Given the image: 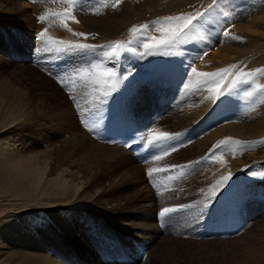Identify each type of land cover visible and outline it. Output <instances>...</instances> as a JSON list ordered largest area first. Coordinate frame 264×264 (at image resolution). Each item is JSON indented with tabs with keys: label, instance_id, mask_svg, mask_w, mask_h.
Returning <instances> with one entry per match:
<instances>
[{
	"label": "rangeland",
	"instance_id": "rangeland-1",
	"mask_svg": "<svg viewBox=\"0 0 264 264\" xmlns=\"http://www.w3.org/2000/svg\"><path fill=\"white\" fill-rule=\"evenodd\" d=\"M212 3L120 0L114 7L115 0H80L73 6L61 0H0V126L13 121L0 132V142L10 145L11 156L38 165L46 176L59 175L70 186L67 193L81 198L77 207H37L26 210L29 219L17 214L3 218L0 242L9 252L12 245L26 248L54 264H264V144L213 150L225 138L260 141L264 133H226L207 146L201 144L214 128L264 119V74L214 103L212 86H202L203 78L193 76L190 68L216 72L237 65L221 84L225 91L241 70L264 68V0H220L210 13L212 21L204 25L205 38L182 45L177 56L145 55L141 43L133 41L118 63H108L132 75L100 113L88 111L94 109L95 94L79 80L64 86L57 81V75L67 79L84 63L83 57L55 59L54 53L37 51L36 35L44 29L56 40L127 43L133 26L147 24V36H160L155 29L164 17L194 15ZM65 8L75 20L50 15ZM44 14L48 19L39 21ZM258 17L262 19L256 23ZM65 21L67 27L62 26ZM79 32L96 35L86 39L75 34ZM184 75L191 76L190 84ZM189 108L202 112L186 125L183 112ZM85 123L99 126L89 132ZM153 130L178 134L177 139L161 151L147 147L146 140L125 146L137 134ZM140 146L144 155H139ZM149 168L159 171L149 177ZM252 172L256 175H249ZM229 173L233 176L201 219L194 209H181L166 221L159 217L165 207L198 208L200 201L209 202L217 181ZM0 196L9 197L2 187ZM21 239H27L22 242L28 246Z\"/></svg>",
	"mask_w": 264,
	"mask_h": 264
},
{
	"label": "snow or ice",
	"instance_id": "snow-or-ice-1",
	"mask_svg": "<svg viewBox=\"0 0 264 264\" xmlns=\"http://www.w3.org/2000/svg\"><path fill=\"white\" fill-rule=\"evenodd\" d=\"M61 2L67 3L69 6L77 5L80 3V0H61ZM220 0H213L212 5L209 6L204 12L196 11L193 15L191 13H181L174 16H167L163 18V23L160 27L155 30L162 33L160 36H147L146 30L149 28V25H141L139 27L133 26L130 29L132 33V39L127 43H124L120 40H114L107 44L97 45L91 43H80L72 42L67 40H56L51 36H47V29L39 32L36 35V40L40 41V45L37 47V51H43L47 53H54L55 59H60L64 56H80L83 57L84 63L81 66L74 68L71 73L68 75L67 79L59 77L57 75L58 83L64 85H75L77 80L81 83L82 86L90 89V93L94 95L95 106L94 109H89L90 113H100L102 109L106 110V105L113 97L114 92L120 91L129 77L132 75V71H127V74L119 73L114 67H109V62H119L123 53H126L131 50L130 45L133 41H138L141 43V46L146 50L145 55L150 56H177L179 55L178 49L182 45H186L189 42L196 40H203L205 37L202 34L204 25L212 21L210 13L218 5ZM120 3V0H115L114 7ZM56 18H67L75 20V16L69 12L68 8H65L63 12L56 13L53 12L50 14ZM39 21H44L48 19V14L40 15L37 18ZM63 27H67L66 21L62 24ZM70 30V29H69ZM78 36L85 37H94V33H75ZM223 36L228 38L230 37V32L225 29ZM235 39H240L236 37ZM147 42H144V41ZM207 53H205L206 55ZM198 59L201 57H197ZM237 65L233 64L227 68H222L216 72H198L195 67L191 68V73L197 78H203L200 80L201 85H211V91L216 93L214 103L225 93L230 92L236 89L240 84H248L254 77L258 74H264V68H258L255 72H245L241 70L237 76V79H232L224 88L221 87L222 82L225 80L227 75L231 72L232 69L236 68ZM51 74V73H50ZM188 85H185L187 90ZM251 94V93H249ZM75 99V98H73ZM77 108H80L79 103L75 105ZM84 127L88 128L89 132H95L96 127H89L88 124H84ZM178 134H170L168 132H156L153 130L147 134H137L135 139H132L131 144H126V147H131L132 144L137 141L146 140V146L151 148H156L157 151L163 150V146L169 144L170 141L176 140ZM109 143H116V141H109ZM232 144L236 145H245L252 146L255 144H264V140L260 141H237L232 140L231 138H225L224 140L218 142V144L213 146V150H220L222 147L231 146ZM176 149L173 147L172 149ZM164 154L167 155V151L164 150ZM160 156H155V159H160ZM207 158V157H205ZM214 158V157H213ZM196 163V162H194ZM173 168L176 167H185L182 165H172ZM154 171H159V169L149 168L147 174L149 177ZM183 175V173L181 174ZM249 175L255 176L256 173L252 172ZM264 175V173H262ZM232 173L221 178L217 181V190L211 193L209 202L200 201V207L195 205H180L179 208L175 207H165L160 209L158 212L159 217L162 220H168L173 217L174 214L180 212L181 209H194L196 211L197 217L202 218L200 215L203 213L209 204L214 200L218 193L225 188L231 177Z\"/></svg>",
	"mask_w": 264,
	"mask_h": 264
},
{
	"label": "bare ground",
	"instance_id": "bare-ground-1",
	"mask_svg": "<svg viewBox=\"0 0 264 264\" xmlns=\"http://www.w3.org/2000/svg\"><path fill=\"white\" fill-rule=\"evenodd\" d=\"M18 7L19 6L17 5L15 8L17 9ZM261 19L262 17H258V18H255L254 21L257 23ZM29 42L30 44L32 43L31 41ZM189 77L190 78L188 77L186 79L184 78L185 82H188V83L190 81L192 82L191 76ZM194 104H195V101H194ZM200 112H202V109H199L198 111L195 112L192 108H189L187 109V111H184L183 115H185L184 121L186 122V125H189L188 123L194 122L196 118L199 116ZM6 115H10V112H7ZM11 123H13V121H8L4 123L3 125H1L0 132L5 131V127ZM226 133H229V134L232 133L235 135H239L241 137H252V136L260 135L264 133V119L249 121L246 124H239L238 122L237 123L233 122V123L226 124L221 128H214L211 131H209L206 135L203 136V138L201 139V144L202 146H207L217 136L226 134ZM103 150L105 154L107 155V151L105 149ZM11 154H12V150H11L10 145L0 142V189L2 187L5 190V192L8 193V196H9L8 198H3L2 196H0L1 198L0 199L1 201L0 202V224L1 222L3 223V220H2L3 218H6L9 215H13V214H17L19 217L21 216V218H28V215H26L25 212L26 210L31 209V208L38 207V208H42V210L45 211L53 207H58L57 209H59V207L61 206L77 207L75 203L78 200H81L80 196L78 194H68L67 192L69 191L70 186L66 184V181L61 180L59 175H56L54 177L46 176L43 173V171L39 168L38 165H35V164L30 165L28 163H24L21 159L11 156ZM107 156H112V155L109 154ZM29 166H30V169H29ZM82 201H84V199H82ZM67 210H65L64 212H66ZM54 212H51V213H54ZM55 222H57L58 225L61 224L59 220L57 221L55 220ZM59 226H57V228L59 227L64 234L66 233V235H70L68 230L66 232L65 228H63L62 225H59ZM12 232H16V230ZM18 234H17V238L19 237ZM20 235L22 236L21 233ZM10 237H11L10 239H12L11 243L12 242L14 243L13 237L12 236ZM19 239L20 238H18V240ZM22 240L24 239H21V242ZM25 240L28 241L27 239ZM30 240L32 241L31 238ZM22 243L26 244L25 242H22ZM35 245L33 246L32 244V246L36 248ZM20 247L23 248V246H20ZM34 252L35 251L33 252L26 251V248H23V250L18 249V248H15V246L13 247V245H12V252H9L8 249L6 248V245L0 242V264H54V261L52 259L46 256H43L40 251H39L40 253H34Z\"/></svg>",
	"mask_w": 264,
	"mask_h": 264
}]
</instances>
